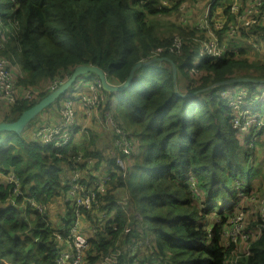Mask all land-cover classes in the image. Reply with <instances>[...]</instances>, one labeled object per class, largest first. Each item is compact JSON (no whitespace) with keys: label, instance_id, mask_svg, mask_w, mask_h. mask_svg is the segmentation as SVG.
<instances>
[{"label":"trees","instance_id":"trees-1","mask_svg":"<svg viewBox=\"0 0 264 264\" xmlns=\"http://www.w3.org/2000/svg\"><path fill=\"white\" fill-rule=\"evenodd\" d=\"M183 1L0 0V57L18 67L20 93L30 91L10 105L0 102L6 104L0 122L16 120L79 65L100 68L116 85L136 63L153 58H169L176 71L174 82L170 63L153 61L134 71L125 90H101L96 109L105 126L90 136L88 150L71 143L56 148L27 131L0 132V264H56L79 221L90 231L79 264H102L110 255V264H264V171L255 152L264 149V127L234 129L231 106L220 96L246 88L255 98L248 110L261 116L264 83L204 90L233 78L264 79V61L253 65L241 48L245 41L236 38L264 40V0H225L222 14L213 1L208 25L217 37L227 9L234 2L239 9L222 21L225 31H236L226 33L222 54L213 57L199 53L197 24L158 19ZM247 18L254 23L246 25ZM73 87L45 109L59 118ZM68 130L73 141L76 119ZM101 140L109 141V156ZM69 170L80 174L84 188L96 181L104 187L88 208L72 198L79 191L72 190Z\"/></svg>","mask_w":264,"mask_h":264},{"label":"built area","instance_id":"built-area-1","mask_svg":"<svg viewBox=\"0 0 264 264\" xmlns=\"http://www.w3.org/2000/svg\"><path fill=\"white\" fill-rule=\"evenodd\" d=\"M212 0L209 2V7L212 5ZM257 3L252 4L251 8L254 10V12L258 11ZM230 11L232 14H235L239 12L238 6L234 2V4L231 6ZM242 16H245L246 14L242 13ZM251 18V17H250ZM222 22V21H221ZM219 22L217 24V27H221L220 25L223 24ZM238 23V21H237ZM252 23V20H249V18L246 19L245 24L250 25ZM254 23V21H253ZM204 24V25H203ZM201 27L205 26L206 28H210L208 25V20L205 21V23L199 24ZM239 26H242L243 24L238 23ZM211 30V28H210ZM231 30V33L229 31ZM236 31V28H227L226 33L233 34ZM211 32H208L211 39L208 42L203 43L201 50L199 53H205L209 56H220L222 54V50L224 48V45L222 46V49H219L215 46V41H212V37L215 35H211ZM1 34V33H0ZM216 39V38H215ZM255 42V41H253ZM212 44L210 47H207L208 45ZM260 49L264 48V40L263 43L259 46ZM20 75L18 67L12 63L11 60H8L6 58L0 57V102H5L7 104L13 103L15 100L19 98H28L29 97V90L22 91L20 93L19 88L16 87L15 82L18 76ZM262 90L258 94V100L263 102L264 105V86L261 88ZM101 86L97 79H94V81L89 86V92L84 93L81 96H74L73 99L67 100L63 102L61 111L59 113V121L57 124L53 126H39L34 132L31 133V137L35 140H38L42 143H48L51 144L53 147L60 148L63 146H66L70 140V132L68 130V127L74 122L75 120V111H74V103L78 101L82 107H98L100 105L101 100L103 99L101 94ZM104 91V90H103ZM257 94V92H256ZM220 96L223 98H226L228 100L229 105L231 106V111L233 113V121L232 126L234 129H236L239 132H244L250 129L251 127H254L259 129L260 127H264V114L259 116L257 112H252L248 110V107L253 109V104L255 103V98L253 97V93L249 92L246 88H241L236 91L235 96H231V94H227L226 92H220ZM90 100H93V105L89 106L88 103ZM244 103L245 106H244ZM74 116V119H73ZM109 119V118H108ZM49 130H46V129ZM256 129V130H257ZM128 144L127 142L124 143V146H122V151L124 153H128L127 151ZM122 161L123 159H118L117 164L121 167L125 168V165H123ZM74 175L73 177V184H71L72 190L79 191L78 193V204L88 208L90 206V200L92 197H94L96 191H103L104 187L101 185L100 181H96L93 183L92 188H84V185H81L79 183V177L78 173L72 172ZM197 189L194 187L193 193H195ZM33 203V202H32ZM262 203L264 205V197L262 200ZM262 220L264 223V214L262 216ZM231 239L234 242V234L233 231L231 233ZM65 248L62 249L60 254L55 258L56 264H79V253L82 251V249L86 245V237L79 231V222H75L70 232L67 236V239L64 242ZM75 254V256H74ZM115 258V255H110L107 257L102 264H110L113 262V259Z\"/></svg>","mask_w":264,"mask_h":264},{"label":"rangeland","instance_id":"rangeland-1","mask_svg":"<svg viewBox=\"0 0 264 264\" xmlns=\"http://www.w3.org/2000/svg\"><path fill=\"white\" fill-rule=\"evenodd\" d=\"M211 0H184L183 2H180V4L177 6V9H175L174 13H170L169 15H165L162 18L158 17V19H162L165 22H176V23H182L184 25L187 26H195V24H197V28H198V32L196 33L195 37H196V43L203 46V39L202 37L205 35V33L207 32H212L210 30V28H206L205 26L201 27L198 23V21H202V23H205L206 20L210 19L211 17V8L212 5L209 7V2ZM249 1L251 0H241V3L243 5H246ZM224 9L223 8H219V10ZM227 15L226 13L223 15L224 19H226V23L229 22V20H227L228 18L232 17V13L230 11V8L227 9ZM218 12V8L216 9V13ZM214 13L212 15V17L216 14ZM232 14V15H231ZM214 20V19H212ZM250 20V19H249ZM222 23V22H221ZM253 23V21H252ZM204 25V24H203ZM261 25V24H258ZM221 31L219 36H222L219 38V36H214L212 37V41H215V46L219 49H222V46L224 45V41L226 40V31L224 30V26L221 24ZM229 33H231V30L229 31ZM229 37H233L234 35L229 34ZM216 38V39H215ZM236 38H239L242 41H245V44H243L241 46V48L245 47V49H247V57L249 59V61L253 64V65H257V63L259 62V60L264 61V48L260 49L259 46L263 43V40H258L257 42H253L251 41L249 38L242 36V34L238 35ZM205 43V42H204ZM212 44L208 45L207 47H210ZM76 82L82 83L83 85H85L87 83V79L85 78V76H79L76 79ZM86 92H89V88L88 90H86ZM112 102V99L110 100ZM94 101L90 100V102L88 103L89 106L93 105ZM7 104V103H6ZM6 104H1V108H0V117H2L3 112L2 110L6 107ZM246 103H244L245 106ZM10 105V104H9ZM113 105V104H112ZM84 108V107H83ZM75 111V108H73ZM85 111L87 112H83V119H86L87 117H90L92 119H86L88 121L87 124L84 123V125L82 127L87 128L89 126L88 131H93V133H90V136L92 134H98V133H102L103 132V127L105 126V123L103 121V119L100 117L98 110L96 109V107H87L84 108ZM95 111L97 112V116L95 114ZM48 111H44L41 116L37 119L36 123L34 124V126H32V129L30 131V133L34 132L39 125L40 126H53L55 124L49 122L46 118H48ZM74 119V116H73ZM75 119H76V113H75ZM97 125V127H96ZM81 127V131H84V129ZM96 128V131H94V129ZM136 130H139L137 128H134ZM257 128H255L256 130ZM46 130H49L48 128ZM71 135V134H70ZM26 136H29V133L27 131ZM75 140H77L76 135H75ZM73 139V140H74ZM84 140V138H83ZM69 144L72 143L71 141V137L70 140L68 142ZM87 144L89 145V141L87 142ZM68 145V144H67ZM71 145V144H70ZM252 147V146H250ZM79 150H83V149H79ZM256 155H258L260 157V159L257 158V161L260 160L261 164L260 167L261 169H263L264 171V158H262V155L264 153V149L262 147L260 148H256ZM123 165H126L125 162H123ZM262 172V170H261ZM264 173V172H262ZM78 177L80 176V174H77ZM73 177L74 175L72 174V171L69 170V176H68V180L70 184H73ZM241 179L245 181V174L243 176H241ZM264 185V183H263ZM77 194H73L72 198H77ZM222 205V202H220V206ZM219 209V206L216 207L215 209V213H217ZM52 216H54V214H52ZM84 236H88L90 234V231H88L85 228L84 223L80 224V230H79Z\"/></svg>","mask_w":264,"mask_h":264},{"label":"water","instance_id":"water-1","mask_svg":"<svg viewBox=\"0 0 264 264\" xmlns=\"http://www.w3.org/2000/svg\"><path fill=\"white\" fill-rule=\"evenodd\" d=\"M153 61H167L170 63L172 68V75L173 80L175 82L176 79V71L173 62L167 58V57H160V58H153L149 61L144 62H138L136 63L130 70L128 76L124 80L123 83L116 85V84H110L107 81V74L100 68L96 66H90V65H79L74 68L71 75L68 77V79L62 83H60L57 87L52 89L50 92H48L44 97H42L37 103H35L30 108L23 111L19 117L14 121H1L0 122V132L2 131H11L16 134H20L21 132H24L30 128L33 121H36L38 115L49 105H51L53 102H55L62 94H64L68 89H70L75 83L76 79L79 76L83 75H89L94 74V78L97 79L100 83L101 89L109 92V93H118L122 90H125L133 80V74L134 71L142 66H148ZM233 83H264V79H252V78H233L228 79L220 82H216L204 90L210 89L214 86H224L229 85ZM177 95H181L176 91ZM193 93H190L188 95H192Z\"/></svg>","mask_w":264,"mask_h":264},{"label":"crops","instance_id":"crops-1","mask_svg":"<svg viewBox=\"0 0 264 264\" xmlns=\"http://www.w3.org/2000/svg\"><path fill=\"white\" fill-rule=\"evenodd\" d=\"M225 2V0H218L217 3L219 4V6L217 7L218 8V12L217 14H222V11L223 9L219 10V8H223L221 5ZM216 8V9H217ZM215 16V15H214ZM219 17L217 16V18H215V20H217ZM226 20V19H225ZM220 21H224V17L223 19H221ZM252 41V40H251ZM85 78L87 79V83L85 85H83L82 83H79V82H76L74 84V87L70 90V91H74L73 95L75 96H81L82 94L84 93H87L86 90H88L90 84L94 81L92 78L89 79L88 77L85 76ZM76 85V86H75ZM74 108H75V113H76V124L78 126V133L76 134V138L77 140H73L72 143H71V148L75 149V150H79V149H86L88 150V147L89 145L87 144L88 141H90V133H93V131H88V130H91V129H88L89 126L87 128L85 127H82L85 124L88 123V121L86 119H92L90 117H87L86 119H83V112H87L84 110V108L81 106V104L76 101L74 103ZM98 110V113L100 115V110ZM44 111H48V118H46L49 122H55L57 119H58V114L55 113L54 111H51L49 109H45L43 110L39 115L38 117L41 116V114L44 112ZM95 114L97 116V112L95 111ZM37 117V118H38ZM36 123V122H35ZM32 126H30V128L26 131H28L29 135H31L30 131L32 129ZM40 126V125H39ZM81 127L84 129V131H81ZM97 127V125H96ZM25 131V132H26ZM94 131H96V128L94 129ZM100 134V133H98ZM84 138V140H83ZM107 141V142H106ZM99 147L102 149V154L103 156H109V154L111 153L110 151V148H109V141L108 140H101L100 143H99ZM98 173L101 172L100 171H97ZM80 221H79V230H80ZM85 228L88 230V227L86 226L85 224Z\"/></svg>","mask_w":264,"mask_h":264}]
</instances>
